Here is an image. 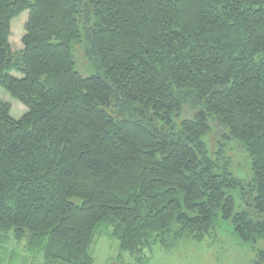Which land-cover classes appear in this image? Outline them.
I'll use <instances>...</instances> for the list:
<instances>
[{
  "label": "trees",
  "instance_id": "trees-1",
  "mask_svg": "<svg viewBox=\"0 0 264 264\" xmlns=\"http://www.w3.org/2000/svg\"><path fill=\"white\" fill-rule=\"evenodd\" d=\"M82 38L99 74L75 69ZM0 88L26 109L0 101V264L12 240L41 264H94L102 236L145 264L222 221L264 240V0H0ZM211 121L243 146L248 184L210 158Z\"/></svg>",
  "mask_w": 264,
  "mask_h": 264
},
{
  "label": "rangeland",
  "instance_id": "rangeland-1",
  "mask_svg": "<svg viewBox=\"0 0 264 264\" xmlns=\"http://www.w3.org/2000/svg\"><path fill=\"white\" fill-rule=\"evenodd\" d=\"M27 17L28 13L24 12L11 22L9 44L13 52L22 48L21 38ZM83 40L84 38L79 44L72 45L75 69L82 76L99 74L97 63L85 53L86 46ZM0 101L10 105V116L14 120L20 119L26 112L25 107L12 99L2 88H0ZM195 110L185 103L182 118L192 119ZM226 134L227 132L218 122H210V132L203 138L208 154L219 166L226 162V169L233 177L248 184L252 180L250 159L241 144L224 139ZM231 194L234 198L235 212L244 210L239 191L234 190ZM231 231L230 222L222 221L201 242L186 237L173 251L166 252L155 247L151 254L144 253L146 257H150L149 262L145 264H257V250L264 249V240H259L255 246H243ZM6 248L8 253H15L13 264H41L42 262L40 257L28 256L24 251L23 243H16L12 240ZM90 252L94 258V264H120L122 262L138 264L132 256L120 254L118 241L107 236L96 238Z\"/></svg>",
  "mask_w": 264,
  "mask_h": 264
},
{
  "label": "crops",
  "instance_id": "crops-1",
  "mask_svg": "<svg viewBox=\"0 0 264 264\" xmlns=\"http://www.w3.org/2000/svg\"><path fill=\"white\" fill-rule=\"evenodd\" d=\"M27 21V20H26ZM26 21H25V23H26Z\"/></svg>",
  "mask_w": 264,
  "mask_h": 264
}]
</instances>
